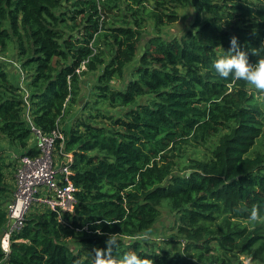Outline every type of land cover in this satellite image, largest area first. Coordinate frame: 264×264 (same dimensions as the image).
I'll return each mask as SVG.
<instances>
[{
  "label": "trees",
  "instance_id": "1",
  "mask_svg": "<svg viewBox=\"0 0 264 264\" xmlns=\"http://www.w3.org/2000/svg\"><path fill=\"white\" fill-rule=\"evenodd\" d=\"M233 35L250 61L264 56V0H0L11 61H0V136L16 146L8 161L0 151V233L19 154L36 153L30 123L61 132L54 153H71L77 188L64 223L30 208L0 264H94L108 238L114 264L130 252L154 264H243V254L264 264V90L213 66ZM89 73L95 99L64 126ZM212 138L208 158L175 167L184 147ZM165 199L174 231L153 238Z\"/></svg>",
  "mask_w": 264,
  "mask_h": 264
},
{
  "label": "built area",
  "instance_id": "2",
  "mask_svg": "<svg viewBox=\"0 0 264 264\" xmlns=\"http://www.w3.org/2000/svg\"><path fill=\"white\" fill-rule=\"evenodd\" d=\"M0 60L11 62L2 55ZM12 64L21 75L23 72L18 63ZM30 128L29 142L36 153L21 155L18 160L15 189L12 199L7 203L6 223L0 233V245L5 253L9 251L11 233L20 228L24 215L33 202L57 211L58 219L64 222L63 216L73 211L76 200V187L69 178L71 171L67 165L71 160V153H65L60 167L55 169L54 146L56 138L62 139L61 132L53 130L43 133L32 123Z\"/></svg>",
  "mask_w": 264,
  "mask_h": 264
},
{
  "label": "clouds",
  "instance_id": "3",
  "mask_svg": "<svg viewBox=\"0 0 264 264\" xmlns=\"http://www.w3.org/2000/svg\"><path fill=\"white\" fill-rule=\"evenodd\" d=\"M228 50H229L228 55L220 56L214 61L213 66L216 73L220 77L228 78L231 76L236 79L246 81L251 85H253L256 89L264 90V56H261L260 58L256 59L255 62L250 61L248 53L241 47L238 37L235 35H233L230 38V46ZM261 50H262L261 47L256 48L255 52L258 53ZM29 146H32L30 142H29ZM19 155L21 156V154ZM61 162L62 159L61 160L59 159L58 165H56V161H55L56 170H58V168L60 167ZM34 204H39V203L33 202L31 207ZM39 205L40 207L42 206L41 204ZM257 216H258L257 210L253 209L250 213L251 219L255 220ZM115 246H116V241L114 239L108 238L107 247L95 251L94 264H114V261L110 255V250L112 247ZM118 264H154V261L151 257L141 256L135 252H130V253H125L123 257L119 259Z\"/></svg>",
  "mask_w": 264,
  "mask_h": 264
},
{
  "label": "rangeland",
  "instance_id": "4",
  "mask_svg": "<svg viewBox=\"0 0 264 264\" xmlns=\"http://www.w3.org/2000/svg\"><path fill=\"white\" fill-rule=\"evenodd\" d=\"M181 22H182V19H180L175 24L167 26L166 27L167 33L170 34L172 32V30H176L179 27H181ZM12 42H13L12 40L9 41L8 45H10ZM11 50L6 51L4 54L11 57V55L14 54V52ZM7 74H8V79L10 81H13V82L16 81V79L13 77V75L10 72H7ZM21 77L23 80L21 84H24L25 83L24 73H21ZM86 85L88 87V91L84 93V95H86V97H83L82 99H80V108L77 109L79 111L78 115L82 112V109L84 108V106L89 102L88 100L91 99L92 101H94V99H95V97H94L95 91L93 89V86H91V88H90V83L88 81H87ZM93 104L98 105L99 107L106 108V105L101 103L100 101L98 103H93ZM75 108H76V106H75ZM73 113H75V111ZM1 137L2 136H0V151L1 152L3 151L2 154L4 155V160L8 161V160H10V157H11V153H12L11 149L13 147L16 148V146L12 147L10 143H8V142L6 143V141L1 139ZM214 142H215V138H212V139H209L207 142H203L197 146L187 145L186 147H184L180 151L181 155H178L175 158V160H176V166L175 167L178 169H184L185 167L188 166V163L190 162V160L192 158H203V159L208 158L210 156L211 148L213 147ZM21 155H23V154H21ZM54 158L56 161V165H58V162L60 159L58 154L54 153ZM5 173L7 174V169H5ZM166 202H167L166 199L163 200L162 207H161V215L158 219V222L154 225V229H153L152 233H150L151 237H153V238L156 237L157 239H159L161 237V235L167 236L174 231V229L172 227L173 223H172V219H171L172 218L171 212H170V209L167 206ZM34 206L40 207L39 204H34L32 207H34ZM240 260L242 261L243 264L248 263V257L244 254L240 256Z\"/></svg>",
  "mask_w": 264,
  "mask_h": 264
},
{
  "label": "crops",
  "instance_id": "5",
  "mask_svg": "<svg viewBox=\"0 0 264 264\" xmlns=\"http://www.w3.org/2000/svg\"><path fill=\"white\" fill-rule=\"evenodd\" d=\"M8 72H10L13 77L16 79L15 82L19 81V74H18V71L16 70V68L12 67V66H8ZM87 81L90 83V88L91 86H93V89H94V82H95V75L92 74V73H89V74H86L85 76L82 77V80H81V83H80V86H81V90H80V99H82L83 97H86V95H84L85 92L88 91V87L86 85ZM95 91V89H94ZM78 108H80V104L76 105V110H75V113H73L71 116H69L67 118V120L64 122V126H68L70 123H71V120H72V117L74 115H78Z\"/></svg>",
  "mask_w": 264,
  "mask_h": 264
},
{
  "label": "water",
  "instance_id": "6",
  "mask_svg": "<svg viewBox=\"0 0 264 264\" xmlns=\"http://www.w3.org/2000/svg\"><path fill=\"white\" fill-rule=\"evenodd\" d=\"M187 173H189V171Z\"/></svg>",
  "mask_w": 264,
  "mask_h": 264
}]
</instances>
